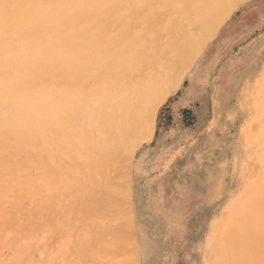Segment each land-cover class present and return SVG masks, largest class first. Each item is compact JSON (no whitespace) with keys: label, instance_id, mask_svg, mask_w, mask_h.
<instances>
[{"label":"rangeland","instance_id":"obj_1","mask_svg":"<svg viewBox=\"0 0 264 264\" xmlns=\"http://www.w3.org/2000/svg\"><path fill=\"white\" fill-rule=\"evenodd\" d=\"M71 1L54 0L37 31L20 15L7 31L0 20V264H229L237 240L240 263L264 264V0H232L204 39L193 33L203 0ZM11 4L0 0V11ZM30 78L29 96L5 95ZM99 99L100 115L121 114L92 118ZM143 150L155 166L180 169L171 237L137 221Z\"/></svg>","mask_w":264,"mask_h":264},{"label":"bare ground","instance_id":"obj_2","mask_svg":"<svg viewBox=\"0 0 264 264\" xmlns=\"http://www.w3.org/2000/svg\"><path fill=\"white\" fill-rule=\"evenodd\" d=\"M203 1H205L206 2V5H205V7H204V9H202L203 10V22H202V27H197V28H195V30H194V32L193 33H195L196 34V36L198 35V36H200V37H202L203 39H204V37H205V35L207 34V32H209V29H210V31H211V28H210V25H209V27H207L208 26V24H209V22L212 24V22H216L217 23V21H218V19L219 18H224V15L227 13V11H228V9H230L231 8V6L233 5V2H232V0H225V3H224V5H222L221 6V9H222V13L220 14V15H218V16H216V17H212L211 19L208 17L209 15H210V11L211 10H213V8H215V6L216 5H214L212 2H211V0H203ZM218 1V0H217ZM222 1V0H221ZM220 1V2H221ZM224 1V0H223ZM238 2V1H237ZM236 2V3H237ZM53 3H54V0H37L35 3H29V1L28 0H12V6H10V7H7V8H5L4 10H1L0 11V20H1V22H2V25H1V29H3L4 28V30H8L9 29V27H10V25H11V22H13V20L15 19V17H17V15L20 17V19H21V21L25 24V25H27L28 27H29V31L30 32H32V31H37V30H40V29H42V27H44L45 26V24H47L49 21H48V11L50 10V8H51V6L53 5ZM26 6H30L29 8H27V10L26 11H24L23 12V10H24V7H26ZM70 6H71V9L72 8H75L76 7V1L75 0H72L71 1V3H70ZM70 9V10H71ZM219 9V8H218ZM83 12V11H82ZM231 13V12H230ZM78 14V13H77ZM83 14V13H82ZM200 14V13H199ZM202 15V14H201ZM75 17V16H74ZM79 17H81V15L80 16H78L77 18H75V19H70V20H68V22H65L64 23V26H67V24H69V23H75L78 19H79ZM87 22V21H86ZM205 25V26H204ZM212 27V26H211ZM5 31V32H6ZM56 31V30H55ZM57 32V31H56ZM123 36V35H122ZM130 37V36H129ZM142 40V39H141ZM200 40V39H199ZM191 43V42H190ZM137 45V44H136ZM191 45V46H190ZM189 45V47H187V45L184 47V56H185V54H186V57H187V59L189 58H191L193 55H194V53H195V51L196 50H198L199 49V46H200V41L199 42H196V41H194L193 43H191ZM78 47H76V49H77ZM114 53V52H113ZM124 53V52H123ZM98 55V54H97ZM120 56V55H119ZM118 56V57H119ZM70 57H71V55H70ZM183 57V56H182ZM196 58V57H195ZM95 59V58H94ZM184 59H186V58H184ZM185 62H186V60H184ZM182 62H183V60H182ZM3 63V61L0 59V64H2ZM181 63V62H180ZM2 66V65H1ZM0 66V67H1ZM40 67H38L37 66V68L35 69V71H38V70H40V69H42L43 67H46L45 65H43V64H40L39 65ZM42 66V67H41ZM49 67V66H48ZM177 68V67H176ZM5 75V77H11V75H9L7 72L4 74ZM128 77V76H127ZM163 77V76H162ZM161 77V78H162ZM158 80V79H157ZM156 80V81H157ZM182 80V79H181ZM32 81H34L32 78H30V79H21V80H19V82L16 84V85H14V86H12V87H10L9 89H6L4 92H5V95L9 98V99H11V98H13V97H19L20 95H23V94H25V95H27L26 94V88H27V84L29 83V82H32ZM158 82V81H157ZM161 83V82H160ZM133 84V83H132ZM123 85V84H122ZM157 86V85H156ZM76 86H74V85H71V86H69V92L70 93H72V92H74L75 90H76ZM130 88V87H129ZM1 92H2V90H1ZM0 92V93H1ZM49 94H51V93H49ZM98 95L99 96H101V99H102V96H103V92H100V93H98ZM167 95V94H166ZM27 96H29V95H27ZM26 96V97H27ZM161 96H163L162 94H159V95H153V96H149V100H152V112H153V115H154V107H155V105L159 102V101H161V99L162 98H160ZM168 96V95H167ZM19 99H21V97L19 98ZM101 99H99V102L97 103V105L95 106L96 107V109H95V111H93L92 112V110L88 113V115H91L92 116V118H93V116H95L96 118H98V117H103V118H105V119H107V120H109V121H113V120H115V118L117 117V116H119L120 114H121V112H118V110H117V112H113V113H110V114H104V113H102L101 115H100V113H99V110L102 108V100ZM138 99V98H137ZM29 97L28 98H22L21 99V104H22V107L24 108V109H26V108H28L29 107ZM48 102V107H49V109H55V107H56V104H55V102L53 103V100H52V98H49V100L47 101ZM80 102H81V99H79V98H77L76 100H74L73 101V108H78V106H79V104H80ZM41 103V102H40ZM71 103V102H70ZM70 103H69V105H70ZM36 104L37 105H35V106H41V104H39V101L38 102H36ZM104 106V105H103ZM31 108V107H30ZM70 115H72V114H70ZM69 115V116H70ZM53 118V117H52ZM131 118V117H130ZM53 120H54V122H56V124L58 123V121H57V118H56V116L53 118ZM141 122H142V120H141ZM70 123V122H69ZM133 124H134V127L132 128V130H129L128 131V134H127V136L128 135H132L133 134V138H134V142H133V146H135L137 143H138V141H139V138H138V136H136V131H138V130H143L142 129V127L139 125V123H138V120H136V121H133ZM143 126V125H142ZM152 127H154V126H152ZM154 129V128H153ZM153 132V131H152ZM151 132V133H152ZM149 138H151V136H148ZM119 139V138H118ZM119 141V144H122L121 142H120V140H118ZM130 146V145H129ZM124 154V153H123ZM124 156V155H123ZM126 156V155H125ZM123 159V158H122ZM119 160V159H118ZM125 160V159H124ZM128 161V160H127ZM129 161H131V160H129ZM115 162H116V160H115ZM119 162V161H118ZM125 162V161H124ZM113 165V164H112ZM121 165V164H120ZM124 165H125V163H124ZM124 165H122V166H124ZM113 166H115V165H113ZM116 167H118V166H116ZM125 167V166H124ZM131 168V167H130ZM105 169H107V168H105ZM117 169V168H116ZM118 169H120V168H118ZM109 170V169H108ZM113 170H115V169H113ZM105 172H106V170H104ZM120 171V170H119ZM108 172V171H107ZM111 172H112V170H111ZM114 173V172H113ZM107 174V173H106ZM124 174V173H123ZM114 175V174H113ZM116 175H118V174H116ZM122 175V174H121ZM119 176V175H118ZM129 176V175H128ZM127 176V177H128ZM116 176H114V178H115ZM123 177V176H122ZM107 178V177H106ZM110 179V178H109ZM112 179V178H111ZM122 179H124V178H122ZM126 179V178H125ZM113 180H115V179H113ZM106 181V180H105ZM112 181V180H111ZM111 181H110V184H111ZM107 182V181H106ZM109 182V181H108ZM113 182H115V181H113ZM114 184V183H113ZM127 184V183H126ZM105 186H106V184H104ZM109 186H111V185H109V183L107 184V187L109 188ZM117 186H119V185H117ZM116 186V189L118 188L119 189V187H117ZM123 186V185H122ZM106 187V188H107ZM124 187H125V185H124ZM115 188V187H114ZM101 189V188H100ZM109 189H111V188H109ZM122 189L124 190V189H126V188H123L122 187ZM120 190V189H119ZM110 191V190H109ZM114 191H115V189H114ZM117 191V190H116ZM100 192V191H99ZM103 192V191H102ZM65 193V192H64ZM106 193V192H105ZM98 194V193H97ZM109 194H110V192H109ZM99 196V195H98ZM103 196V195H102ZM103 198V197H102ZM106 198V197H105ZM112 198H114V197H112ZM115 198H116V196H115ZM242 199V198H241ZM107 200V199H106ZM243 201V200H242ZM53 202V201H52ZM107 202V201H106ZM79 203V202H78ZM80 204V203H79ZM238 204V203H237ZM77 206V205H76ZM105 206V205H104ZM79 207V206H78ZM88 207V206H87ZM246 207V206H245ZM110 208V207H109ZM243 208V207H242ZM114 209V208H113ZM235 209V208H234ZM101 210V209H100ZM111 210V209H110ZM109 210V211H110ZM240 210V209H239ZM108 211V212H109ZM91 212V211H90ZM98 212V211H97ZM101 212V211H100ZM77 214V213H76ZM110 214V213H109ZM113 214H114V212H113ZM66 215V214H65ZM111 216H113V215H111ZM251 216V217H250ZM250 216H248V217H250V225H253V224H257L258 222H259V220H260V216H253V215H250ZM8 218V217H7ZM104 218H106V217H104ZM109 218V217H108ZM8 220V219H7ZM34 220V219H33ZM229 226V225H228ZM235 226H237V225H235ZM218 228V227H217ZM95 229V228H94ZM119 229V228H118ZM117 229V230H118ZM220 232H221V230H219ZM110 235V234H109ZM220 235V234H219ZM217 239V238H216ZM132 240V239H131ZM230 242V241H229ZM241 244H242V242H241V240H237L236 242L235 241H233V242H230L229 243V246H227V253H228V255H227V257H226V263H229V264H243V262H241L240 263V261H241ZM226 247V246H225ZM105 250V249H104ZM110 253V252H109ZM86 257H87V255H86ZM85 257V258H86ZM93 259V258H92ZM84 261L86 262L87 261V259H84ZM98 261V260H97ZM90 262V261H89Z\"/></svg>","mask_w":264,"mask_h":264},{"label":"crops","instance_id":"obj_3","mask_svg":"<svg viewBox=\"0 0 264 264\" xmlns=\"http://www.w3.org/2000/svg\"><path fill=\"white\" fill-rule=\"evenodd\" d=\"M151 153L150 150L141 151L134 163L133 185L137 221L140 228L148 233L171 237L172 223L177 221L174 216L178 210L177 203L173 204V201H177L173 186L182 187V180L180 177L177 179L180 169L173 163L165 168L155 166ZM153 199H157L158 205L155 207Z\"/></svg>","mask_w":264,"mask_h":264}]
</instances>
